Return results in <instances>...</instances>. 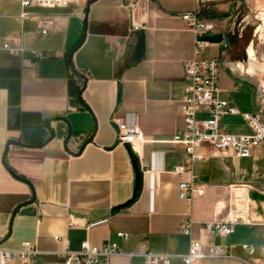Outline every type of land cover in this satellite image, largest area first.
<instances>
[{
  "label": "crops",
  "instance_id": "1",
  "mask_svg": "<svg viewBox=\"0 0 264 264\" xmlns=\"http://www.w3.org/2000/svg\"><path fill=\"white\" fill-rule=\"evenodd\" d=\"M88 4L29 6L21 17V0H0V249L31 242L38 250L27 263L16 256L10 264H64V253L84 241L118 243L121 253L111 264H146L142 248L170 255V264H186L182 257L192 238L228 249L226 257L193 264H263L264 143L242 158L201 147L206 156L195 172L208 185L206 193L181 199L179 184L187 177L174 169L187 158L173 138L184 129L185 65L194 58L220 57L221 97L240 113L224 115L222 129L251 134L242 114H259L264 122V93L245 64L231 58L228 29L235 11L256 12L264 4ZM196 10L215 29L195 35L182 15ZM44 19L52 21L46 34L40 29ZM196 40L206 45L195 55ZM5 42L21 43L24 51L12 55ZM247 54L256 61L253 48ZM126 113L138 115L141 146L118 141L117 120ZM207 117L204 111L197 115ZM242 184L251 186L249 201L232 205L230 187ZM211 221H234V233L200 231ZM190 224L192 233H184Z\"/></svg>",
  "mask_w": 264,
  "mask_h": 264
},
{
  "label": "built area",
  "instance_id": "2",
  "mask_svg": "<svg viewBox=\"0 0 264 264\" xmlns=\"http://www.w3.org/2000/svg\"><path fill=\"white\" fill-rule=\"evenodd\" d=\"M90 0H21L22 14L26 16V9L29 6L38 7H69L74 5L87 4ZM202 0H197L201 2ZM264 4V0H258ZM187 25L193 30L195 35L215 29V23L202 19L199 11L185 13L182 15ZM41 32L46 34L52 23L49 19L41 22ZM203 41H195L194 53H200L205 47ZM3 49L12 55H20L24 51L21 43L12 45L9 42L3 43ZM35 57H42L38 51L33 52ZM221 69L220 57L211 60H199L194 58L185 65V76L187 85L185 87V97L181 105L184 117V129L173 138L175 143L184 145L186 154V164L178 166L174 171L186 180L179 184V195L181 199H190L195 196H203L208 185L199 181V176L195 172V164L205 158L206 154L200 150L208 145L213 150L222 154H231L235 157H250L253 149L264 143V122L259 114H242L245 121L252 129L249 135H234L227 133L220 126L221 118L226 114H240L238 109L230 105L229 101L221 97L222 90L219 86V75ZM206 112L208 117L199 120L198 113ZM118 141L121 144H129L133 148L145 143V136L139 124L136 113H126L117 120ZM250 185L242 184L237 188L230 187L231 204L237 202L244 206L249 201L248 191ZM235 190V191H233ZM191 224L183 228V232L191 234ZM200 231L219 236H229L234 233V221H211L200 224ZM118 237L126 240V233H118ZM249 253H254L255 248L250 245L242 246ZM227 246L204 245L197 239H191L189 252L182 258L186 264H193L198 260L223 258L227 256ZM262 263L264 264V247L260 249ZM121 249L116 242H109L104 246H93L87 241L81 243L79 250L64 253V264H111V258L120 254ZM38 250L31 242L22 243L18 250L0 249V264H10L16 256H19L24 263L29 259L37 257ZM146 264H170V255L157 254L142 248L139 252Z\"/></svg>",
  "mask_w": 264,
  "mask_h": 264
},
{
  "label": "rangeland",
  "instance_id": "3",
  "mask_svg": "<svg viewBox=\"0 0 264 264\" xmlns=\"http://www.w3.org/2000/svg\"><path fill=\"white\" fill-rule=\"evenodd\" d=\"M228 21L231 58L245 64L246 71L264 93V5L256 12L240 8ZM250 48L254 49L256 61L247 54Z\"/></svg>",
  "mask_w": 264,
  "mask_h": 264
},
{
  "label": "water",
  "instance_id": "4",
  "mask_svg": "<svg viewBox=\"0 0 264 264\" xmlns=\"http://www.w3.org/2000/svg\"><path fill=\"white\" fill-rule=\"evenodd\" d=\"M94 1H95V0H90L88 5H90V4L93 3ZM79 99H81V98L79 97ZM51 122H52V119L47 120L46 125H47L48 127H50ZM50 131H51V136H53V131H52V130H50ZM10 144H18V145H20V143H18L17 141H14V140H9V141H8V145H10Z\"/></svg>",
  "mask_w": 264,
  "mask_h": 264
}]
</instances>
